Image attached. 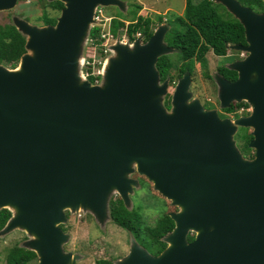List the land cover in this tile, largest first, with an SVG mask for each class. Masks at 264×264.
Returning <instances> with one entry per match:
<instances>
[{
    "label": "water",
    "instance_id": "obj_1",
    "mask_svg": "<svg viewBox=\"0 0 264 264\" xmlns=\"http://www.w3.org/2000/svg\"><path fill=\"white\" fill-rule=\"evenodd\" d=\"M54 1L65 5L54 26L15 20L27 53L19 68L0 64V204L13 213L2 233L26 230L39 264H75L59 228L65 211L111 218L110 195L117 191L127 204L135 184L128 176L136 169L181 210L170 215L175 228L159 256L133 238L130 255L118 264H264V12L218 0L246 36L245 45L228 46L247 53L227 66L238 79L215 76L222 108L234 102L253 107L250 116L233 121L190 101V72L166 108L170 80L161 83L156 65L175 51L165 41L168 24L144 43L118 36L102 85L92 84L83 62L96 11L124 10V4ZM17 2L0 0V11ZM239 127L254 129V160L236 146ZM190 232L196 233L192 242Z\"/></svg>",
    "mask_w": 264,
    "mask_h": 264
},
{
    "label": "rangeland",
    "instance_id": "obj_2",
    "mask_svg": "<svg viewBox=\"0 0 264 264\" xmlns=\"http://www.w3.org/2000/svg\"><path fill=\"white\" fill-rule=\"evenodd\" d=\"M120 1L124 4V10L117 6L100 8L104 11L105 15L112 18V20L118 15V13L123 14L129 20L136 13V6H140L141 10L138 11L137 16L151 17L156 25L154 31H156L161 25L157 22L158 15H163L166 18L163 24L167 25L166 21H168L170 17L182 16L186 6V0ZM48 3H50L49 0L45 2H40L39 0H18L15 8L7 11H0V25L12 24L15 26V20L21 19L32 26L43 28L44 24L42 17L44 12L57 19L61 15V12L59 13L50 8ZM95 24H98V22ZM122 35L123 34L119 36ZM137 38H141L142 42H145L142 36L138 35L136 39ZM94 39L96 42H99L97 38ZM126 42L129 44L133 43L130 41L129 37ZM99 44L101 43L99 42ZM110 48L111 44L108 46V49ZM240 52L241 51L237 52L229 50V54L226 57H217L213 52H209L207 54L208 67L206 71L201 68L199 63H196L189 90L190 93H192L190 101L199 100L206 109L212 108L208 110H217L219 116L220 113L228 112V109L234 106H237L235 111L250 112V108L248 107L251 106L247 102H234L229 108H222L219 99L220 88L215 80L219 67L223 65L230 66L236 61L242 60L239 58ZM30 54H32V52H30ZM104 57H107L106 60H109L115 57V54L109 52L107 55H104ZM171 57L177 65L173 70V74L176 76L180 66L176 51L171 53ZM3 66L10 70L15 69L11 65ZM18 66H20V62L17 64L16 68H19ZM206 73L208 76H206ZM102 82L103 77L99 79L98 84L102 85ZM178 82L179 80H176V83L169 82L167 94L163 96L164 104L165 100L169 98L172 100ZM246 104L248 106H246ZM231 120L234 121V119ZM236 146L242 156L250 155V152H241L242 143L236 141ZM128 178L133 180L135 184L132 186L133 189L129 193V201L127 204H124L128 212L138 213L140 215L139 226L141 229L154 227L164 215L170 216L171 214L180 212L181 209L178 206L173 205L172 200H169L161 194L160 191L155 188L154 181H151L146 175H141L135 169ZM119 199L122 200V196L117 191L113 192L108 200L109 206L111 201ZM65 216V222H62L59 225L62 232L68 236V241L64 244L63 249L66 254H71L73 258H76L75 264H96L98 260H107L114 262V264H118L119 261H123L130 255L133 237L128 231L116 224L110 217L105 221H101L90 212L83 210L73 212L70 209L65 211ZM189 236H196V233L190 232ZM31 239L32 237L28 232L22 228H16L12 231L11 229H8L5 233L1 232L0 264L5 263V258L10 247L12 248L15 245H21L26 249L31 250L27 247ZM35 263L36 261H33L31 264Z\"/></svg>",
    "mask_w": 264,
    "mask_h": 264
},
{
    "label": "trees",
    "instance_id": "obj_3",
    "mask_svg": "<svg viewBox=\"0 0 264 264\" xmlns=\"http://www.w3.org/2000/svg\"><path fill=\"white\" fill-rule=\"evenodd\" d=\"M45 2L47 0H39ZM243 6L249 7L257 13L264 12L263 0H238ZM48 6L59 13L64 9V3L54 1ZM136 13L128 20L123 14L112 20L111 31L115 37L127 34L130 41H135L140 34L147 42L156 29L155 21L151 17L137 16L140 6H136ZM165 17L158 15L157 22L163 24ZM42 21L44 26L56 25L57 18L51 17L44 12ZM171 27L166 35V43L176 51L179 70L176 76L173 70L177 67L171 54L159 58L156 65L160 74L161 83L167 79L171 83H176L185 73L193 74L196 63H199L205 71L208 67L207 54L213 52L217 57H226L230 45H245L246 36L243 25L237 20L218 0H186L185 10L182 16H174L166 21ZM100 29L94 27L91 38H97ZM26 37L18 31L12 24L0 25V64L11 65L13 68L21 61L23 55L27 53ZM101 43V42H100ZM218 72L228 81L236 79L237 73L225 66L218 68ZM206 76L208 74L206 73ZM94 84L95 78H89ZM165 106L171 109L170 98L165 100ZM246 106H248L246 104ZM230 111V110H229ZM245 149L248 150L246 144ZM111 219L121 228L128 231L138 244L146 249L151 255L159 256L166 248L167 244L163 239L175 228V223L169 215H164L154 227L141 229L139 226L140 215L128 212L124 202L119 199L111 201L109 206ZM11 215L5 210L0 211V229H2ZM195 236H189V242L194 241ZM37 254L33 251L23 253L16 249L11 252L9 264H25L36 259ZM96 264H114L112 261L98 260Z\"/></svg>",
    "mask_w": 264,
    "mask_h": 264
},
{
    "label": "built area",
    "instance_id": "obj_4",
    "mask_svg": "<svg viewBox=\"0 0 264 264\" xmlns=\"http://www.w3.org/2000/svg\"><path fill=\"white\" fill-rule=\"evenodd\" d=\"M95 21L98 22V24H95L94 27L100 29L97 40L101 42V44L90 37L84 51L83 74L88 80L91 77L95 78L94 84H98L99 79L103 76V68L107 58L104 57V55L111 52L108 46L114 44L117 37L111 32L112 18L106 16L101 8H98L96 11ZM120 38L123 42H126L128 40V35L125 33L120 36ZM239 54L241 58L247 57V53L244 51H241Z\"/></svg>",
    "mask_w": 264,
    "mask_h": 264
},
{
    "label": "flooded vegetation",
    "instance_id": "obj_5",
    "mask_svg": "<svg viewBox=\"0 0 264 264\" xmlns=\"http://www.w3.org/2000/svg\"><path fill=\"white\" fill-rule=\"evenodd\" d=\"M200 1V0H199ZM195 2H198V1H195ZM163 16V15H162ZM166 19V18H165ZM165 21V20H164ZM239 58L240 57V54H239ZM241 59H244V58H241ZM225 67H227L226 65H223ZM235 72V71H234ZM237 73V72H236ZM238 79V73H237V76H236V79L233 80L232 82L236 81ZM237 107V106H236ZM235 106L234 107H230L228 109V112H222L220 113V117L223 118V119H226V118H231V119H234V120H237L241 117H247V116H250L253 112V107H248L250 108L249 111L250 112H238V111H235ZM208 108V106H207ZM208 109H212V108H208ZM230 110V111H229ZM232 114V115H231ZM253 133H254V129L253 128H244V127H239L236 134H235V140L238 142V143H242V146H241V149L242 151L241 152H250V155L249 156H245V158H247V160H254L256 158V153H257V150L255 148H250L249 147V144L254 140V136H253ZM246 144L248 145V150L245 149V146ZM116 201V200H115ZM7 211L10 215H11V206H5L2 204H0V211ZM11 219H9L7 222H6V225L0 229V233L8 226L9 222H10ZM130 234V233H129ZM131 235V234H130ZM20 249L22 250L23 253H26L28 251H31L29 249H26L25 247L21 246V245H15L13 246L12 248L10 247V249L8 250L7 252V255H6V258H5V263L4 264H9V260L11 258V252L15 251L16 249ZM33 261H36L35 264H39V259L38 257H36V259H33L31 261H28L27 263L25 264H31Z\"/></svg>",
    "mask_w": 264,
    "mask_h": 264
}]
</instances>
